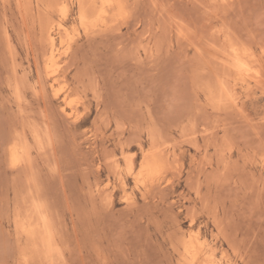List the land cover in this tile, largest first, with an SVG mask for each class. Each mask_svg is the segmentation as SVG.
<instances>
[{
	"label": "rangeland",
	"instance_id": "obj_1",
	"mask_svg": "<svg viewBox=\"0 0 264 264\" xmlns=\"http://www.w3.org/2000/svg\"><path fill=\"white\" fill-rule=\"evenodd\" d=\"M263 190L264 0H0V264H264Z\"/></svg>",
	"mask_w": 264,
	"mask_h": 264
},
{
	"label": "bare ground",
	"instance_id": "obj_2",
	"mask_svg": "<svg viewBox=\"0 0 264 264\" xmlns=\"http://www.w3.org/2000/svg\"><path fill=\"white\" fill-rule=\"evenodd\" d=\"M106 1V0H105ZM108 1V0H107ZM111 3V2H110ZM115 3V2H114ZM118 4L120 3V2H117ZM118 4H115V5H118ZM108 9V8H107ZM112 9H113V7H112ZM111 9V10H112ZM80 15H82L81 13H80ZM82 21H86V20H82ZM52 31V30H51ZM48 36H49V38H50V40H51V42L53 43V41H54V35H53V33L52 32H49V34H48ZM226 39V38H225ZM233 49V52L231 53V54H233V60H232V62H230L231 64H230V66L231 67H233L235 70H237L236 72H245L246 70H250V68L252 69V66L251 67H249V65H250V59L247 61V59H245V53L244 52H242V51H240V49L238 48V47H233V48H231V50ZM245 49V48H244ZM252 57V56H251ZM246 58H247V56H246ZM253 58V57H252ZM232 58H230V60H231ZM254 60V59H253ZM252 60V61H253ZM256 60V59H255ZM254 60V61H255ZM224 62V61H223ZM225 62H227V61H225ZM227 63H229V62H227ZM49 64V63H48ZM254 67H256V66H254ZM50 68V67H49ZM258 69V68H257ZM48 71V73H49V75L50 76H52V75H54V73L57 71L56 69L54 70V71H52L51 69L50 70H47ZM251 71V70H250ZM240 74H242V73H240ZM260 75H262V74H260ZM248 76H251V74L250 75H248ZM255 78H256V75H255ZM256 79H260V77H258V78H256ZM68 108V107H67ZM67 108H64V111L68 114V115H70V116H73L74 114H76L73 110L72 111H68L67 110ZM32 127L34 126V125H31ZM47 127V126H46ZM34 128V127H33ZM38 128H40L39 126H38ZM45 128V127H44ZM39 132V131H38ZM46 132V131H45ZM42 133V132H41ZM48 136V135H47ZM46 138V137H45ZM14 140V139H13ZM39 141V140H38ZM20 143V142H19ZM16 144H17V142H16ZM13 145H15V144H13ZM20 145V144H19ZM17 145H15V147H16ZM14 147H12L11 148V150L13 149ZM16 149H17V147H16ZM19 150H20V148H18ZM154 149V148H153ZM13 151V150H12ZM21 151V150H20ZM13 154H14V158H15V160L18 158V150H15L14 152H13ZM20 155H21V153H20ZM154 155V154H153ZM27 156V155H26ZM20 157V156H19ZM263 157V156H262ZM161 159V158H160ZM164 159V158H163ZM14 161V160H13ZM127 162V161H126ZM129 162V161H128ZM164 162V161H163ZM158 159H153V160H147L146 162H145V164L143 165V167H145V169L146 170H149V171H155V169H156V167H157V165H158ZM29 164V163H28ZM160 164V163H159ZM142 166V165H141ZM16 167V166H15ZM141 168V167H140ZM132 170V169H131ZM128 173V172H127ZM126 175V174H125ZM249 176V175H248ZM144 178H146V177H144ZM248 178V177H247ZM120 179V178H119ZM249 179V178H248ZM143 180V179H142ZM255 181H257V180H255ZM249 184V183H248ZM255 185V184H254ZM245 186V185H244ZM253 187V186H252ZM245 189H247L248 190V187L247 188H245ZM264 191V190H263ZM128 195V194H127ZM253 196V195H252ZM124 197V196H123ZM203 197V196H202ZM250 198H251V196H250ZM256 200V199H255ZM34 205V204H33ZM32 206V205H31ZM28 207V206H27ZM28 209V208H27ZM17 210V209H16ZM34 210V209H33ZM214 212H215V210H214ZM38 213V212H37ZM192 213H193V210H192ZM29 214V213H28ZM27 214V215H28ZM56 214V213H55ZM187 216V215H186ZM19 218V217H18ZM55 220H57V219H55ZM227 221V220H226ZM44 222V225H45V228H38V230H35V229H29L28 231H27V234L32 238V240H35L36 242H37V246L39 247H43L44 249H45V251H49L50 249V251H53L54 249L52 248V246H54V245H56V239L54 238V234L52 233V230L49 228V226H48V223H47V220H44L43 221ZM54 222V221H53ZM37 223H39V221H37ZM39 227V226H38ZM220 228V227H219ZM63 229V228H62ZM245 229V228H244ZM64 231V230H63ZM250 231V230H249ZM64 234V233H63ZM244 235V234H243ZM244 238H247L246 236H243ZM193 239H195V237L193 238ZM241 239H243V238H241ZM241 241V240H240ZM181 244V243H180ZM182 245H184V247H185V251H187V252H189V251H191V249H193V250H195V249H197V245L195 244V242L194 241H192V240H190V241H187V240H185V242L182 244ZM239 245V244H238ZM70 247V246H69ZM237 247H239V246H237ZM43 249V250H44ZM200 249V248H199ZM198 249V250H199ZM233 249V248H232ZM236 249V251H237V248H235ZM57 250V249H56ZM179 250V249H178ZM57 251H59V249L57 250ZM184 251V252H185ZM233 251H235V250H233ZM54 252V251H53ZM192 252V251H191ZM213 252V251H212ZM197 253H199L198 251H197ZM211 253V252H210ZM44 254H46V253H44ZM51 254V253H50ZM53 254V253H52ZM55 254H56V251H55ZM57 254H59V253H57ZM207 254L208 253H206V255H204V256H206L207 257ZM60 255H61V253H60ZM189 255H191L190 253H189ZM199 255V254H198ZM212 255V254H211ZM185 256H187V255H185ZM203 256V257H204ZM181 258V257H180ZM198 259H201V257L199 256V258ZM45 260H46V258H45ZM205 260V259H204ZM208 260V259H207ZM262 261V260H261ZM44 262V261H43ZM49 263H50V261H48ZM178 262V261H177ZM197 262H199V261H197L196 260V263ZM38 263H40V262H38ZM53 263V262H52ZM58 263V262H57ZM59 263H61V262H59ZM63 263V262H62ZM47 264V263H46ZM199 264V263H198ZM201 264V263H200ZM202 264H215L214 263V260L212 261V259L210 260V263H209V261H206L205 263H202ZM218 264V263H217Z\"/></svg>",
	"mask_w": 264,
	"mask_h": 264
}]
</instances>
